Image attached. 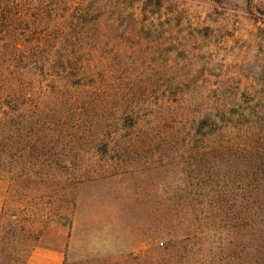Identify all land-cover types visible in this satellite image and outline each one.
Returning a JSON list of instances; mask_svg holds the SVG:
<instances>
[{"label": "rangeland", "instance_id": "1", "mask_svg": "<svg viewBox=\"0 0 264 264\" xmlns=\"http://www.w3.org/2000/svg\"><path fill=\"white\" fill-rule=\"evenodd\" d=\"M0 103L19 264H264V0H0Z\"/></svg>", "mask_w": 264, "mask_h": 264}, {"label": "trees", "instance_id": "2", "mask_svg": "<svg viewBox=\"0 0 264 264\" xmlns=\"http://www.w3.org/2000/svg\"><path fill=\"white\" fill-rule=\"evenodd\" d=\"M63 60L64 61H62V65H63L62 74H60L62 81L70 85L72 83L73 85L74 80L78 81V82H74V84H81L80 82H84L88 78V73L86 70L80 71L73 69L70 66L73 61L71 57L66 56L63 58ZM67 65H68V70H67ZM8 110H9L8 106H4L3 104L0 103V114L3 115L5 119L8 117L9 114ZM218 123L220 122L217 120H212V121L205 120L200 125H201V129H206L207 131H209L210 128L216 127ZM257 155L259 156L261 154H257ZM261 157L262 155L259 156L260 160ZM253 173L256 176L259 175L258 177L260 176L261 177L259 178V180L250 183V192H252L254 195V196L253 195L250 196V211L254 210L256 213H264V168L257 166L253 168ZM3 224L4 223L0 221V232L5 227L3 226ZM33 249L34 247L32 248V250ZM18 253H20V250H18L15 245H12L7 237L2 236L0 233V264H19L18 260L15 258L16 254ZM26 262L22 264H26Z\"/></svg>", "mask_w": 264, "mask_h": 264}, {"label": "crops", "instance_id": "3", "mask_svg": "<svg viewBox=\"0 0 264 264\" xmlns=\"http://www.w3.org/2000/svg\"><path fill=\"white\" fill-rule=\"evenodd\" d=\"M7 197V187L0 182V220ZM43 237L39 239L38 245L34 247L26 264H65L66 250L59 246L50 248L43 246Z\"/></svg>", "mask_w": 264, "mask_h": 264}]
</instances>
